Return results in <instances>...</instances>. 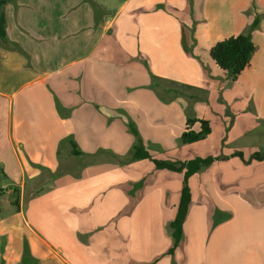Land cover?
Returning <instances> with one entry per match:
<instances>
[{"label":"crops","instance_id":"1","mask_svg":"<svg viewBox=\"0 0 264 264\" xmlns=\"http://www.w3.org/2000/svg\"><path fill=\"white\" fill-rule=\"evenodd\" d=\"M116 2L87 53L0 85V264L25 240L40 264H264V0ZM257 17L231 82L211 48ZM189 116L211 132L183 144ZM139 139L156 160L216 159L189 178L174 256L185 171L127 162Z\"/></svg>","mask_w":264,"mask_h":264},{"label":"rangeland","instance_id":"2","mask_svg":"<svg viewBox=\"0 0 264 264\" xmlns=\"http://www.w3.org/2000/svg\"><path fill=\"white\" fill-rule=\"evenodd\" d=\"M5 2L2 12L6 17L8 41L3 43L0 40V74L6 71L9 77H13L8 83L5 79L1 82L0 77V85L5 88L44 75L56 65L57 58H65V54L66 57H79L87 53L99 31L108 23L110 13L105 10L106 6H117L115 0ZM81 7L88 9L87 12L82 13ZM61 41L64 44H60ZM4 58L7 61L15 58L21 68L14 70L4 66ZM164 256L161 254L160 259Z\"/></svg>","mask_w":264,"mask_h":264},{"label":"trees","instance_id":"3","mask_svg":"<svg viewBox=\"0 0 264 264\" xmlns=\"http://www.w3.org/2000/svg\"><path fill=\"white\" fill-rule=\"evenodd\" d=\"M5 0H0V40L7 43L8 37L6 32V17L2 12ZM260 18H256L251 26L244 33L229 37L221 42L215 44L210 51L212 60L223 71L225 77L231 82L237 81L241 73L250 65L251 58L256 50L253 42V32L259 26ZM200 122L202 130L196 132L192 130V126ZM187 130L182 134L181 142L183 144H192L201 141L210 134L211 129L207 121L198 120L197 118L190 117L187 120ZM133 132L138 136L134 128ZM264 155L255 154L253 158L259 160L263 159ZM149 159L154 162L158 169H169L173 171H185L184 187L182 191L181 200L178 206L175 219L167 225V230L172 239V246L167 252L168 255L174 256L175 251L180 246L183 237V226L186 221L189 208L191 205V189L189 186V178L200 171L204 167L210 166L216 159L208 157L206 159L196 158L181 164H175L167 161L156 160L152 157L141 139L138 140L134 146L132 156L127 162H134L139 160ZM19 264H39V260L33 255L29 242L24 241L23 254ZM173 264H176L173 261Z\"/></svg>","mask_w":264,"mask_h":264}]
</instances>
